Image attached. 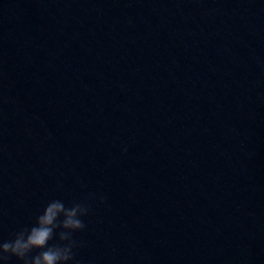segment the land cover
Masks as SVG:
<instances>
[{"label":"water","instance_id":"water-1","mask_svg":"<svg viewBox=\"0 0 264 264\" xmlns=\"http://www.w3.org/2000/svg\"><path fill=\"white\" fill-rule=\"evenodd\" d=\"M89 194L78 264H264V0H0V238Z\"/></svg>","mask_w":264,"mask_h":264},{"label":"clouds","instance_id":"clouds-1","mask_svg":"<svg viewBox=\"0 0 264 264\" xmlns=\"http://www.w3.org/2000/svg\"><path fill=\"white\" fill-rule=\"evenodd\" d=\"M94 199L95 194H89L86 201L70 205L61 199L47 201L29 226L20 227L9 239L0 238V264L11 259L17 264H78L77 250L83 242L75 234L86 228L84 218L91 211L87 201ZM98 203L105 204L106 198L99 197Z\"/></svg>","mask_w":264,"mask_h":264}]
</instances>
